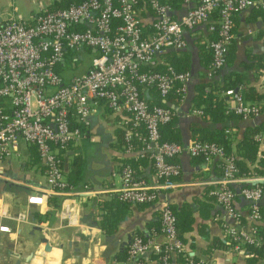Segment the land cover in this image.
Listing matches in <instances>:
<instances>
[{
    "label": "built area",
    "instance_id": "obj_1",
    "mask_svg": "<svg viewBox=\"0 0 264 264\" xmlns=\"http://www.w3.org/2000/svg\"><path fill=\"white\" fill-rule=\"evenodd\" d=\"M172 1L81 0L64 7H41L28 19L11 16L0 23V179H9L2 173L3 165L19 155L22 142L34 147L45 181V188L27 194L24 208L11 218L27 222L29 205L40 206L48 195L70 191L60 157L82 137L91 112L104 105L119 117L123 151H135L134 142L141 143L137 151L148 152L154 175L149 183L125 164L119 186L109 191L120 202L157 204L164 239L157 245L132 235L125 250L127 260L134 261L150 250L156 254L154 264H172V255L183 253L174 212L162 197L178 185L180 168L173 159L183 152L205 162L218 159L220 176L209 194L233 221L232 225L223 224L229 244L235 251L262 245L264 259V238L258 228L264 175H239L234 156L214 142L162 141L159 127L171 120L173 112L167 106L148 105L142 94L143 89L153 87L165 100L174 89L181 102L190 73L169 64L162 71H153L150 68L156 57L166 49L184 48V30L205 23L213 35L205 41L210 53L206 75L213 76L225 65L233 15L251 7L264 11V0H180L185 5L194 3L177 19L171 16ZM142 7L153 15L148 34L143 33L137 15ZM80 50L93 51L89 67L64 80L56 66L66 52ZM222 93L230 101L226 111L241 119L259 115L260 106L245 102L239 90L227 88ZM190 111L200 115V110ZM259 137L256 134L253 139ZM93 192L85 188L80 191ZM236 197L247 202V225L240 223L234 209ZM2 217H10L6 209L0 211ZM0 232L8 233V226L0 223ZM134 264L141 262L136 260Z\"/></svg>",
    "mask_w": 264,
    "mask_h": 264
},
{
    "label": "crops",
    "instance_id": "obj_2",
    "mask_svg": "<svg viewBox=\"0 0 264 264\" xmlns=\"http://www.w3.org/2000/svg\"><path fill=\"white\" fill-rule=\"evenodd\" d=\"M79 1L81 0H0V23L9 16L28 19L41 7H64ZM193 3L191 1L189 5H185L177 0L178 5L172 6L171 16L179 18L185 8ZM137 15L141 26L148 29L153 20L152 13L142 7L138 8ZM211 18L214 19L215 16L212 14ZM183 36L186 40L184 48L166 49L155 59L157 67L170 63L176 66H173L175 69L185 68L179 71H188L191 76L185 98L176 106L181 114L178 115L174 110L176 121L172 128L177 132L181 143L186 144L191 140V122H196L211 132L225 127L230 141V152L237 158L235 145L242 138L245 129L254 125L264 128V102L243 98L247 103L260 106L258 116L241 119L235 115H227L219 121L214 113V118H210L209 114L201 117L191 113V100L196 94L197 84L212 82L220 87L225 79L235 77L241 93L246 89L256 93L264 92V11L251 7L233 15L232 40L227 52L229 59L226 58L225 65L211 77L206 75L210 54L203 46L212 36L207 25L204 23L191 30H184ZM82 51L84 50L76 53ZM87 51L93 55L92 50ZM74 55L75 53L66 52L56 66V71L64 80L84 72L90 65L89 59L85 69L68 75L67 71L77 61ZM73 58L76 60L73 61ZM209 91L211 89L206 87L203 93ZM222 91L214 90L211 93L222 99L226 108L230 101ZM142 94L150 101L157 96L155 90L149 88L143 89ZM118 119L104 105L91 112L85 134L69 145L62 158L63 178L67 183L70 182V191L52 193L40 206L29 205L27 222H18L11 217L24 208L27 194L45 188V181L34 147L19 143V155L6 161L2 168V173L9 178L3 179V183L14 188L7 189L6 192L1 190L0 193L2 197L9 194L15 198L16 192L21 191L24 197L17 207L10 197L8 201L3 200L4 197L0 199V211L6 209L8 216L10 215L0 218V223L9 228L8 233L0 232V264H13L15 255L21 258L20 264H52V261L53 264H134L136 260L142 264H154L156 254L150 250L140 254L134 261L126 259L125 250L134 234L153 244L163 243L157 204L121 203L109 191L119 186L123 163L134 166L138 176L145 181H154L150 159L142 157L137 151L138 148L124 152L120 146L117 138L120 127ZM87 146L89 149L85 150ZM258 146L259 150L263 148L262 143ZM76 157L82 161L80 175L77 177L72 175V161ZM128 158L130 161L127 163ZM12 160H15L14 165ZM173 160L180 168L176 177L178 185L162 197L176 211L174 215L178 219L177 234L183 244V253L172 255V264H188L189 261L193 264H264L261 253L255 249L243 247L235 251L229 244L223 224L232 225L233 221L225 216L222 208L209 194L220 176L218 159L205 162L183 152ZM84 188L94 192L80 193ZM49 196H56L57 207H53ZM259 207L262 218L258 228L264 234V194L259 201ZM105 209L116 212L117 219L113 230L108 233L103 232L100 227L101 215ZM234 209L239 214L241 224L250 223L246 201L236 197ZM48 211L49 215H44ZM33 212L42 215L41 219L34 218ZM41 237H45L48 250L44 249Z\"/></svg>",
    "mask_w": 264,
    "mask_h": 264
},
{
    "label": "trees",
    "instance_id": "obj_3",
    "mask_svg": "<svg viewBox=\"0 0 264 264\" xmlns=\"http://www.w3.org/2000/svg\"><path fill=\"white\" fill-rule=\"evenodd\" d=\"M176 1L177 0L172 1V3H171L172 6L175 5V7H176L178 5V4H176ZM72 4H75V3H72ZM213 15L216 16L215 13H213ZM141 27L143 28L144 34H148L151 31L150 25H148V29H145V27L143 25ZM230 33H231V39H230L228 48H230L231 40H232V27H231ZM211 38H213V35L211 36ZM203 46L205 47L206 50H208L205 43L203 44ZM170 57H171V55H170ZM226 58L229 59L228 54H226ZM166 64H169L171 66H175V65H172L170 63H164L160 67H157V65H155V66L151 67L150 69L153 71H162V70H164V67ZM176 69L184 70L185 68L178 67ZM235 78L230 79V80L225 79L223 85L220 87L214 85L212 82L197 84L196 88H195L196 94L194 95V97L191 100V105L193 106L192 109L200 110L201 117H205L207 114H209L210 118H214V116L212 115L214 113L215 115L218 116L217 119L219 121L226 118L227 115H233L231 112L226 111V108L224 107L222 99L217 98L215 95H213V93H211V91L214 92V90H225L227 88L235 89L238 86L237 84L239 83L238 80H236ZM206 87H209L211 89V91H209L208 93H203L204 89ZM148 88L153 89V87H148ZM238 88H239V86L237 87V89ZM241 94L245 100L252 101V100L258 99V100H262L264 102V92L263 93H256L254 91H250V90L246 89L245 92L243 91ZM145 100H146L148 105L154 104V105H158V106H165V104L162 102V100L158 96H156V99H154L152 101L148 100L146 97H145ZM165 101L169 102L174 107L178 106V104L180 102L179 96L177 95V93L175 92L174 89L171 90L165 96ZM171 110L173 112L171 120L169 122H167L166 124L161 125L159 127L160 139L162 141H174V142L181 143V141L177 135V132H175L174 129L172 128L174 122L176 121V112L174 111V109H171ZM189 130H190L191 140L214 142L218 145H221L226 153L231 154L230 148H229V142L230 141H229L227 134L225 133V130H227L225 127L220 128V129H214L211 132L209 130L204 129L203 127H200L196 122H191L189 124ZM82 132H83V134H85V129H83ZM256 134H258L260 136L259 140L253 139V136ZM263 134H264V128H260L259 126L254 125L252 127L246 128L244 131V134L242 135V138L236 143L235 151H236V155L238 157L237 158L235 157L234 161H235V164L237 167V173L239 175H245L247 173L254 174V175H264V137H263ZM117 138L119 140L120 146L123 149L124 140H123V130L121 127H119V129L117 131ZM134 143H136V142H134ZM259 143L263 144V148L261 150L258 149ZM140 145H141V143L135 144V146H138V147ZM138 147H135V149ZM63 155L60 157L61 165H62ZM140 155L142 157H148V152L143 151L142 153H140ZM198 158L202 159L201 157H198ZM129 161H130V159L128 158L127 163ZM72 165H73V174L72 175L75 177L79 176L80 171H81V167H82V161L80 160V158L79 157L74 158L72 161ZM124 165H125V163H123L121 165V168ZM131 168L133 169L134 175L138 176V173L135 170V167L131 166ZM11 188L13 189L14 186L8 185V189L12 190ZM49 200L52 201L53 207H57L56 196H49ZM101 202H103V201H101ZM121 203H125V202H121ZM125 204H127V203H125ZM138 205H145V204H138ZM171 209L174 211V214L176 215L175 209L172 207H171ZM115 214H116V212L112 211L111 209H105V211L102 213L101 219H100V227H101V230L103 232L108 233V232L113 230V228L117 222ZM44 215L48 216L49 211L46 212ZM32 216L38 220L41 219V217H42V215H40L36 212H33ZM175 219H176V230L178 233V226H177L178 225V219L176 217H175ZM260 233H261V231H260ZM261 235L264 238V234L261 233ZM245 248H248L251 250L255 249L256 251L261 253L262 245L258 246V247L257 246H245Z\"/></svg>",
    "mask_w": 264,
    "mask_h": 264
},
{
    "label": "rangeland",
    "instance_id": "obj_4",
    "mask_svg": "<svg viewBox=\"0 0 264 264\" xmlns=\"http://www.w3.org/2000/svg\"><path fill=\"white\" fill-rule=\"evenodd\" d=\"M15 16H17V15H15ZM9 17H11V16H9ZM15 18H17V17H15ZM17 19H19V18H17ZM74 56L77 57V61L74 62V64L72 65V67L69 68V70L67 71V74L68 75H74L76 73H79L81 70L85 69L87 67V65H88L89 59L92 56V54L90 52H88L87 50H84V51H82L80 53H75ZM88 149H89V147L87 146L85 150H88ZM12 159H14V157H12ZM14 164H15V160H12V165H14ZM7 189H8V185H6V183H3V179H0V191L1 190H4L6 192ZM16 193L17 194H16V197L15 198L11 197V195H9V194H6L5 196H3L4 197L3 198L1 196V193H0V199L2 197L3 200L6 199L8 201L9 200V197H10V200H12L13 204L15 205V207H17L18 205L21 204L24 196H23V192H21V191L16 192Z\"/></svg>",
    "mask_w": 264,
    "mask_h": 264
},
{
    "label": "water",
    "instance_id": "obj_5",
    "mask_svg": "<svg viewBox=\"0 0 264 264\" xmlns=\"http://www.w3.org/2000/svg\"><path fill=\"white\" fill-rule=\"evenodd\" d=\"M235 90H237V89H235ZM162 102L165 104V106H167V107H169V108L174 109L175 111H177L178 115L181 114L177 107L175 108L172 104H170L169 102H166L165 100H162ZM108 236L110 237L111 235H108ZM40 241L42 243H44V249L45 250H48L49 249V245H48L45 237H41ZM20 261H21V258L19 257V255H15L14 256V262H13V264H20Z\"/></svg>",
    "mask_w": 264,
    "mask_h": 264
},
{
    "label": "bare ground",
    "instance_id": "obj_6",
    "mask_svg": "<svg viewBox=\"0 0 264 264\" xmlns=\"http://www.w3.org/2000/svg\"><path fill=\"white\" fill-rule=\"evenodd\" d=\"M51 263L53 264L54 262L52 261Z\"/></svg>",
    "mask_w": 264,
    "mask_h": 264
}]
</instances>
